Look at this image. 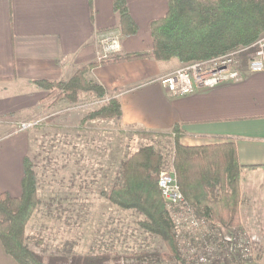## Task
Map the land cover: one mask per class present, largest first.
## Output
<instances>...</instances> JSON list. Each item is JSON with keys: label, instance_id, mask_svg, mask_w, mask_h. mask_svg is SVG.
<instances>
[{"label": "crops", "instance_id": "obj_1", "mask_svg": "<svg viewBox=\"0 0 264 264\" xmlns=\"http://www.w3.org/2000/svg\"><path fill=\"white\" fill-rule=\"evenodd\" d=\"M127 1L139 25L129 36L118 28L113 0H0V192H22L28 135L20 124L34 120L47 94L35 80L66 79L101 57L151 50L150 22L167 13L169 0ZM104 34L112 35L113 48L101 41ZM181 65L179 58L143 56L98 64L90 76L120 100L123 114L117 120L122 128L168 131L179 123L183 144L235 142L244 165L241 223L253 234L249 237L257 238L254 226L264 223V70L249 71L244 63L236 80L173 95L161 79ZM230 232L225 239L242 240ZM0 264H20L1 237Z\"/></svg>", "mask_w": 264, "mask_h": 264}, {"label": "trees", "instance_id": "obj_2", "mask_svg": "<svg viewBox=\"0 0 264 264\" xmlns=\"http://www.w3.org/2000/svg\"><path fill=\"white\" fill-rule=\"evenodd\" d=\"M168 4L167 13L150 22L151 50L101 57L79 66L67 79L35 80L47 91L41 99V102L48 100L43 105L45 110L49 112L77 104L83 93H90L99 99L108 96L109 100L87 112L81 119L82 126L96 118L120 119L122 104L117 97L108 95L102 83L90 76L94 66L143 56L156 60L179 58L182 62L208 60L247 47L264 36V0H169ZM113 5L121 33L126 36L136 34L139 25L130 13L128 1L113 0ZM136 132L173 139L171 170L184 194L187 210L203 222L194 233L206 226L200 239L213 240L214 251L221 252L230 244L222 228L241 224L240 178L244 165L239 161L236 143L183 144L179 123L168 131ZM164 163V154L151 139L122 160L120 182L107 194L118 207L141 213L144 216L139 222L141 227L161 237L171 256L185 261L176 234L178 226L171 212L173 208H170L173 206L168 204L159 185ZM38 203L33 166L25 157L21 194L14 196L8 191L0 192V237L6 251L20 264H44L26 242V228ZM203 248L213 249L207 244Z\"/></svg>", "mask_w": 264, "mask_h": 264}, {"label": "rangeland", "instance_id": "obj_3", "mask_svg": "<svg viewBox=\"0 0 264 264\" xmlns=\"http://www.w3.org/2000/svg\"><path fill=\"white\" fill-rule=\"evenodd\" d=\"M237 51L243 68L255 49L239 47ZM46 102H41L33 117L37 125L20 129L28 135L25 157L33 166L39 195L26 242L44 264H264V223L254 226L260 232L254 239L242 223L223 227L224 233L233 230L242 240L228 241L240 248L231 249L229 244L221 252L214 251L213 240L200 239L206 226L194 233L196 228L177 225L186 259L171 256L161 237L141 227V213L118 207L107 193L120 182L122 160L150 139L164 154L162 169H172L173 139L130 131L116 118H96L82 126V117L105 103L90 93H83L77 104L54 111L45 110ZM170 208L174 216V207ZM206 244L213 249H204Z\"/></svg>", "mask_w": 264, "mask_h": 264}, {"label": "built area", "instance_id": "obj_4", "mask_svg": "<svg viewBox=\"0 0 264 264\" xmlns=\"http://www.w3.org/2000/svg\"><path fill=\"white\" fill-rule=\"evenodd\" d=\"M101 41L106 43L108 48H113L115 46V41L111 34L102 35ZM248 47L254 48L255 52L247 64V70L252 72L264 70V36L247 46V48ZM237 50L238 49L232 50L212 59L189 62L173 73L163 77L161 83L166 86L171 94L183 95L199 87L209 88L226 81L236 80L241 77L243 69L238 64L236 58V54L238 53ZM108 100V96L103 99L105 102ZM37 123L38 120L36 119L24 121L20 124V129L34 127ZM159 185L168 204L175 208L173 217L176 224H186L192 229L201 227L203 224L202 220L187 210L184 204V194L179 187L177 177L173 170H161ZM176 207H179V209H176ZM236 244L234 243V246ZM201 258V261L205 260L203 257Z\"/></svg>", "mask_w": 264, "mask_h": 264}]
</instances>
